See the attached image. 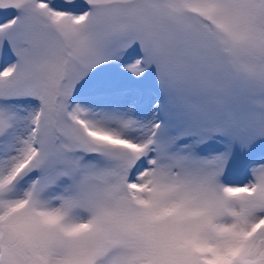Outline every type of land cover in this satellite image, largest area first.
I'll return each instance as SVG.
<instances>
[{"label":"snow or ice","instance_id":"1","mask_svg":"<svg viewBox=\"0 0 264 264\" xmlns=\"http://www.w3.org/2000/svg\"><path fill=\"white\" fill-rule=\"evenodd\" d=\"M0 264H264V0H0Z\"/></svg>","mask_w":264,"mask_h":264}]
</instances>
